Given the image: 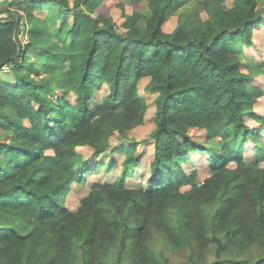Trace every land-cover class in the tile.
<instances>
[{
    "label": "trees",
    "instance_id": "trees-1",
    "mask_svg": "<svg viewBox=\"0 0 264 264\" xmlns=\"http://www.w3.org/2000/svg\"><path fill=\"white\" fill-rule=\"evenodd\" d=\"M188 1L14 0L0 9L21 16L15 34L16 17H0V264H264V115L254 109L263 89L243 72L236 47L252 44L264 10L258 0H199L201 22L180 12L166 31L169 14ZM145 77L157 93L156 127L144 140L154 146L148 186L126 193L121 176L97 206L70 209L64 196L98 169L111 136L144 123L149 104L137 85ZM102 82L108 92L94 104ZM202 128L215 140L209 147L196 138ZM250 139L257 146L247 161ZM78 146L91 156L80 160ZM205 151L212 175L200 181L182 164ZM110 157L108 169L117 165ZM139 163L131 153L124 174ZM158 235L179 260L155 249ZM209 249L215 256L206 260Z\"/></svg>",
    "mask_w": 264,
    "mask_h": 264
},
{
    "label": "rangeland",
    "instance_id": "rangeland-1",
    "mask_svg": "<svg viewBox=\"0 0 264 264\" xmlns=\"http://www.w3.org/2000/svg\"><path fill=\"white\" fill-rule=\"evenodd\" d=\"M14 0H0V9L7 7L10 2ZM72 1V0H71ZM225 4L230 6L232 0H226ZM259 7L264 10V0H258ZM13 9L16 5L11 6ZM127 13L133 11V6L130 4L126 5L125 8ZM143 12H147V7H144ZM110 14L114 18L117 25H121L125 18L122 16V9L118 6H114L109 9ZM180 12H186L188 16L187 21L201 22L205 18V11L202 9V5H199V0H189L181 9L177 12L170 13L167 21L164 24V29L166 31H173L177 26L179 21ZM44 14V13H40ZM1 16H7V13H0ZM25 22V21H23ZM143 22V21H142ZM23 30V26H22ZM20 38L25 43L27 41V35L25 32L21 31ZM239 50L242 64L243 72L250 73L253 76L252 82L255 85L262 86L263 93L259 95L258 101L255 104V110L259 113L264 114V25L255 29L254 40L251 45H242L240 42L236 44ZM31 58L35 59L40 65L43 60L32 53ZM10 70L5 66L1 71V75L4 77H10ZM150 81V77H145L137 85V89L140 94L145 95L148 100V108L145 116V121L143 124L134 127L122 138L118 133H115L110 138V147L107 152L98 157V169L86 175V182L80 184L74 182L71 185L70 191L64 196V202L67 207L77 211L81 208H88L92 206H97L102 202V198L108 193H115L111 191V188L106 186L112 185L118 177L126 178V189L124 192L136 193L140 188H146L148 186V178L151 172V155L154 151L153 141L146 140L151 132L155 129V98L157 93L148 92L145 86ZM108 92V86L106 83L102 82L96 94L94 96V104H99ZM251 127H259L260 124L255 120H248ZM207 130L205 128L196 130V138L201 142L204 147H209L214 144L215 140L208 141ZM264 140V131L262 132V137ZM139 142L136 148H126L133 142ZM257 143L252 139L248 140L243 145V155L244 159L251 161L255 159V149ZM77 152L80 160L87 159L91 156L92 150L85 146H78ZM215 152L217 156L221 157L223 155V150L216 146ZM133 153L138 155L139 165L133 167L130 166L129 174H124L122 169V164L125 158ZM110 156L117 161V165L111 169L107 168L109 162L108 158ZM110 157V159H111ZM210 155L208 151L204 153H192L188 161H185L182 166L187 174H191L193 171L198 172V179L200 181L205 180L208 176L212 175L210 167ZM107 162V163H106ZM228 166L231 169L237 167V162L235 160H230ZM261 166L264 167V162ZM189 185H183L182 190L189 189ZM154 247L157 251H163L166 255H169L173 260H179L180 255L176 250H172L167 246L164 238L160 235L154 241ZM257 249L254 248L251 251L243 252L241 249H235V255L240 256L244 254H256ZM206 260H211L215 256L213 249L207 250ZM113 258V255H112ZM206 260L204 262H206Z\"/></svg>",
    "mask_w": 264,
    "mask_h": 264
},
{
    "label": "water",
    "instance_id": "water-1",
    "mask_svg": "<svg viewBox=\"0 0 264 264\" xmlns=\"http://www.w3.org/2000/svg\"><path fill=\"white\" fill-rule=\"evenodd\" d=\"M7 15L15 16V17H16V22H15V27H14V34H15V31H16L18 25H19V22H20L21 16H20L19 13H14V12H9ZM0 17H2V16L0 15ZM14 34H13L14 42L18 44V52H17V54H16V56H18V55L21 53V46H20V44L17 42V40H16ZM16 56H15V57H16Z\"/></svg>",
    "mask_w": 264,
    "mask_h": 264
},
{
    "label": "crops",
    "instance_id": "crops-1",
    "mask_svg": "<svg viewBox=\"0 0 264 264\" xmlns=\"http://www.w3.org/2000/svg\"><path fill=\"white\" fill-rule=\"evenodd\" d=\"M261 27V26H260ZM254 36H255V31H254ZM254 36H253V40H254ZM262 87V86H261ZM254 109H255V106H254ZM262 114V113H261ZM264 115V114H263Z\"/></svg>",
    "mask_w": 264,
    "mask_h": 264
}]
</instances>
